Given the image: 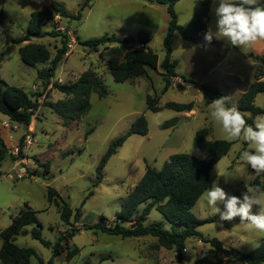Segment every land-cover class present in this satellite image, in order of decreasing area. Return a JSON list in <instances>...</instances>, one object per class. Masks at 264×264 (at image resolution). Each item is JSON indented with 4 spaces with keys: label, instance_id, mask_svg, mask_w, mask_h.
<instances>
[{
    "label": "rangeland",
    "instance_id": "obj_1",
    "mask_svg": "<svg viewBox=\"0 0 264 264\" xmlns=\"http://www.w3.org/2000/svg\"><path fill=\"white\" fill-rule=\"evenodd\" d=\"M58 1L66 6L73 18L56 17L44 28V32H59L60 36L34 38L31 43L45 45L53 59L62 47L65 29L72 33L68 43L72 48H68L51 83L45 85L38 78V71L48 67L50 62L35 67L25 65L20 59L19 49L28 43L7 44L6 37H23L32 13L49 8L51 0H0V78L10 86L22 88L39 103V109L28 128L0 113V132L10 139L11 142L4 138L9 149L21 144L29 130L33 129V145L19 155L12 154L0 167V234L27 205L38 212L36 216L43 226L42 236L53 245L60 236L77 229L69 244L63 245L62 255L53 257L51 249L32 237L30 231L33 226H28L26 229L29 233L17 237L16 244L35 250L37 258L33 257L31 264H40L38 258L45 263L52 261L53 264H194L201 251L210 248L200 238L189 239L186 248L179 253L176 249L163 248L153 237L122 238L89 229L100 221L101 216H105L109 224H114L126 197L142 178L148 165L161 169L165 160L176 153L201 157L196 144V133L200 129H211L210 140L228 141L222 126L212 118L211 104L206 105L205 98L212 96L213 91H219L235 106L240 96L255 81L254 73L259 64L249 55L264 58V41L236 51L238 47L214 37L218 46L211 47L208 57L201 52H189L183 48L184 45L197 46L175 34L173 59L180 63L176 69L180 78H174L170 89L163 93L165 81L160 64L165 57L163 41L169 23L167 6L158 5L155 0H94L91 6L82 11L81 20H75L85 0ZM197 1L182 0L175 6L181 26L190 23ZM211 1L208 27L215 31L214 9L218 6V0ZM258 3L264 6V0H258ZM141 32L151 35L149 46L159 57V67L156 70L148 69L147 77L131 82L117 83L114 80L99 57L103 47L99 48V52H94L84 45V42L106 34L131 37L134 44H140L138 37ZM202 55L211 66L215 64L213 59L217 55H220L221 62L204 83H201L199 76ZM89 69L102 78L108 96L101 99L93 94L89 112L80 121L70 120L65 125L63 118L49 106L66 98L53 88V83H74ZM181 76L193 79L198 85L184 83ZM201 85L208 90H203ZM148 95L159 97L161 107L168 102H193L194 110L185 113L163 109L154 113L147 108ZM255 105L264 108V93L257 96ZM244 114L245 118L252 116L250 112ZM142 115L148 121L149 134L130 136L109 160L104 169V179L96 185V169L110 144L127 134ZM173 119L178 120L176 126L161 127ZM4 122L9 123L8 129L4 127ZM91 129L94 131L88 134ZM232 142L234 144L228 155L211 171L210 188L216 183L228 197L236 196L242 200L247 191L246 185L251 186L258 174L241 160V155L244 151L254 149L242 140ZM12 143L15 144L12 146ZM23 166L26 175L18 178L14 169ZM260 176L264 182V174ZM49 187L55 189L74 211L81 208L79 220L71 219V225L62 223L59 208L49 201ZM91 191L93 195L83 205ZM216 206L223 210L224 203L218 202ZM258 211L259 206L254 205L252 213L257 214ZM192 212L202 220L217 217L215 222L205 224L198 230L205 238H217L225 248L249 253L264 240V232L248 231L246 222L241 223L239 217L231 222H221L219 216L213 214L204 195ZM166 214L169 216L167 210ZM156 222L162 223L165 230H172L167 217L154 209L145 225ZM2 243L0 237V248ZM74 249L78 250L77 254L67 260L68 251ZM217 261L226 264L227 256L219 255Z\"/></svg>",
    "mask_w": 264,
    "mask_h": 264
},
{
    "label": "trees",
    "instance_id": "obj_2",
    "mask_svg": "<svg viewBox=\"0 0 264 264\" xmlns=\"http://www.w3.org/2000/svg\"><path fill=\"white\" fill-rule=\"evenodd\" d=\"M93 1H84L75 20H81L82 11L85 7L91 6ZM143 1L153 2L152 0ZM155 1L167 6L169 15L168 29L163 41L165 57L160 64L165 81L163 93H166L172 86L174 78L179 77L176 73L178 62L172 56L175 34H179L185 41L200 48H209L218 42L214 38L211 42L205 40L210 22L211 0H198L196 2L193 17L187 26L179 24L175 11V6L182 0ZM57 16L65 19L73 18V15L69 13L63 3L58 0H51L49 8L32 13L27 31L23 37L18 39L6 37L7 44L21 45L28 43L19 49L20 59L25 65L35 67L50 62L48 67L38 71V78L45 85L51 83L57 68L64 60L68 52L70 37L63 36L62 47L58 49L53 59H51V53L45 45L31 43V40L46 36L59 37V32H44V28L53 22ZM151 40L150 34L141 32L138 41L144 45L145 49L138 50L130 47L135 43L133 38L106 34L100 38L86 41L84 45L94 52H99V48L103 47L99 57L117 83H126L147 77L148 69L156 70L159 67V57L149 46ZM249 57L259 64L254 73L255 81L240 96L235 107L242 113L250 112L252 116L245 119L248 124L254 126V118L264 115V108L255 105L257 96L264 93V58L255 57L253 54H250ZM182 79L186 84L198 85L192 79L186 77H182ZM53 88L66 97L62 101L49 104L50 108L63 118L65 125H68L70 120L80 121L89 112L91 109L90 99L93 94L98 95L101 99L108 96V90L102 78L91 69L85 71L76 82L65 85L55 82ZM201 88L208 90L204 85H201ZM220 97L226 96L219 91H213L212 96L205 98V103L210 105L214 99ZM159 104V97L156 95L147 96V108L154 113H159L163 109L185 113L194 110L193 102L187 104L168 102L164 107ZM226 105L233 106L227 97ZM38 109L37 99L22 88L10 86L0 78L1 114L7 116L12 122L28 128ZM177 123L178 120L173 119L162 124L161 127H174ZM93 131L94 129H91L88 134ZM210 132L211 129L205 127L196 133V144L201 157L187 153H176L165 160L161 169L148 165L142 178L126 197L114 224H109L108 219L101 216L100 221L89 230H100L103 233L121 236L122 238L153 237L158 240L159 245L163 248L176 249L179 253L186 248L189 239L200 238L204 243L209 244L210 248H204L194 264H220V261L216 262L219 255L227 256L226 264L232 262L264 264V240L254 251L246 253L233 248H225L224 244L217 238H205L198 230L199 227L217 220V217L199 219L192 212V209L209 190L211 171L219 161L228 155L234 144L232 141L210 140ZM134 134L141 136L149 134L148 121L145 116H140L127 134L110 144L96 169V185H99L104 179V169L109 160L118 153L126 140ZM9 151L10 149L0 132V167L2 162L11 156ZM46 168L48 169V165H46ZM250 170L254 172L251 167ZM251 186L264 190V182L260 174L252 180ZM92 195L93 192H89L83 201V205ZM48 197L50 203H54L59 208L60 219L63 224L71 225V219L74 218L77 221L82 216L81 208L74 211L55 189L49 187ZM141 207L143 208L140 209ZM154 209L167 217L172 224V230H165L162 223L158 222L148 226L145 225L146 219ZM166 210L169 212V216L166 214ZM37 213L26 205L25 209L12 220L11 225L0 234L3 242L0 248V264H31V259L33 257L37 258L35 250L23 248L16 244L17 237L29 233L26 229L28 226H33L30 231L32 237L40 241L44 247L51 249L53 257L61 256L64 252L63 245L67 246L69 241L75 237L77 229L60 236L54 245L45 240L42 236L43 226L36 216ZM77 252V249L68 251L67 260H71ZM38 260L40 264H53L52 261L45 263L39 258Z\"/></svg>",
    "mask_w": 264,
    "mask_h": 264
},
{
    "label": "clouds",
    "instance_id": "obj_3",
    "mask_svg": "<svg viewBox=\"0 0 264 264\" xmlns=\"http://www.w3.org/2000/svg\"><path fill=\"white\" fill-rule=\"evenodd\" d=\"M214 13L216 30L209 28L206 41L211 42L215 37L241 49L264 41V6H260L258 0H218ZM210 108L212 118L222 126L228 141L242 140L254 149L244 151L241 160L256 174H264V115L257 116L254 126L250 125L244 113L226 105V97L214 99ZM246 188L240 200L236 196L228 197L223 188L213 183L204 196L221 222L239 217L241 223L246 222L248 231L264 232V190L247 185ZM218 202L224 203L223 210L216 206ZM254 205L259 206L257 214L252 213Z\"/></svg>",
    "mask_w": 264,
    "mask_h": 264
},
{
    "label": "crops",
    "instance_id": "obj_4",
    "mask_svg": "<svg viewBox=\"0 0 264 264\" xmlns=\"http://www.w3.org/2000/svg\"><path fill=\"white\" fill-rule=\"evenodd\" d=\"M209 26V24H208ZM209 30V27H208ZM175 36L173 38V40H175ZM218 42V41H217ZM194 46H196L195 44H193ZM213 46H218V43L213 45ZM213 46H211L213 48ZM185 47L186 50H188L189 52H201L203 54H206V56L210 57V51L212 50L211 47L209 48H200V47H191L190 45H184L183 48ZM211 49V50H210ZM236 51H239V47L236 48ZM174 52V51H173ZM173 56V55H172ZM209 60V58H207ZM175 60V59H174ZM214 65L211 66V64L209 63V61H206L205 57L202 55L201 56V63H200V72H199V76H200V81L201 83H204L205 81H207V78L210 77L211 75H213L216 66H218L221 62H220V55H217L214 57ZM178 62V61H177ZM180 63H178L179 66ZM199 67V66H198ZM181 77H186V76H181ZM180 78V77H179ZM193 80V79H192ZM2 137L7 139V136L5 134L2 133ZM10 140V139H9ZM8 140V141H9ZM11 142V141H9ZM15 144V143H14ZM12 143V146L14 145Z\"/></svg>",
    "mask_w": 264,
    "mask_h": 264
},
{
    "label": "built area",
    "instance_id": "obj_5",
    "mask_svg": "<svg viewBox=\"0 0 264 264\" xmlns=\"http://www.w3.org/2000/svg\"><path fill=\"white\" fill-rule=\"evenodd\" d=\"M60 18V16H57V18ZM62 31V30H61ZM65 31V35H67L69 37V35L71 36V32L70 31ZM70 43V42H68ZM135 46H132L133 49H138V50H142V49H145L144 45L143 44H134ZM68 48H72V45L71 44H68ZM4 127L5 128H9L10 125L8 122H4ZM30 127V126H29ZM33 132V129H30L29 130V134H27L25 136V138L23 139L22 143L17 145V146H14L12 149H10L9 153L12 155H19V153H23V151L25 150H28L32 145H33V137L31 135V133ZM16 175L18 178H23L25 175H26V169L25 167H20L18 170L14 169Z\"/></svg>",
    "mask_w": 264,
    "mask_h": 264
},
{
    "label": "water",
    "instance_id": "obj_6",
    "mask_svg": "<svg viewBox=\"0 0 264 264\" xmlns=\"http://www.w3.org/2000/svg\"><path fill=\"white\" fill-rule=\"evenodd\" d=\"M157 4H158V5H164V4H163V3H161V2H157Z\"/></svg>",
    "mask_w": 264,
    "mask_h": 264
}]
</instances>
